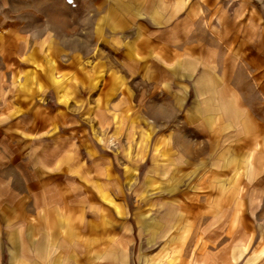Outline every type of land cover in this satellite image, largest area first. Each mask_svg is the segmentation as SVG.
Here are the masks:
<instances>
[{"label":"rangeland","instance_id":"rangeland-1","mask_svg":"<svg viewBox=\"0 0 264 264\" xmlns=\"http://www.w3.org/2000/svg\"><path fill=\"white\" fill-rule=\"evenodd\" d=\"M0 264H264V0H0Z\"/></svg>","mask_w":264,"mask_h":264},{"label":"crops","instance_id":"crops-1","mask_svg":"<svg viewBox=\"0 0 264 264\" xmlns=\"http://www.w3.org/2000/svg\"><path fill=\"white\" fill-rule=\"evenodd\" d=\"M223 145H226L227 147L229 146L227 148V151L228 152L225 149H222V153H221L219 159H215V160L211 161V164L209 165V167H208L207 171H205V173H217L215 171L216 164H218L219 167H222L223 168V172H219V173H239L240 172V169H242L241 168L242 167V164H243L242 163V160H240L239 158L237 160H233V158H232L235 155L237 156V154H234L236 151H240L241 150V147L243 145L241 143V141H239L238 139H234L233 140V143H230V144L229 143H225ZM231 152L234 155L233 154H230ZM240 157H241V155H240ZM211 240L212 239L210 238V241ZM209 248L212 251L215 250V248L213 246L212 247L209 246ZM199 249H201V248H199ZM60 256L61 257H64V255H60Z\"/></svg>","mask_w":264,"mask_h":264}]
</instances>
